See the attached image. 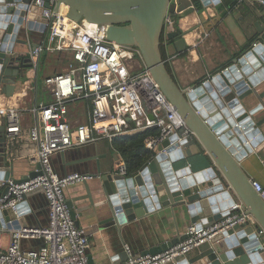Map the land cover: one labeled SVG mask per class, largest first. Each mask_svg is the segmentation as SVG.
Instances as JSON below:
<instances>
[{
  "label": "water",
  "instance_id": "95a60500",
  "mask_svg": "<svg viewBox=\"0 0 264 264\" xmlns=\"http://www.w3.org/2000/svg\"><path fill=\"white\" fill-rule=\"evenodd\" d=\"M43 1L44 7L34 5V0H0V89L3 93L11 95L10 71L23 58L14 56L12 49L8 50L10 35L39 30L46 35L47 41L50 21L43 16L44 8L58 12L66 7L67 16L77 22L85 19L104 25L107 40L140 49L146 67L162 92L212 160L211 166L194 175L189 168L174 169L172 160L181 150L175 151L178 137L172 136L158 146L156 155L136 175L106 172L101 175L98 188L101 194H97L104 197L100 202L102 206L109 207L111 217L108 221L120 228L128 221L149 215L155 208L181 206L199 228L209 227L230 213L229 207L236 199L258 224L253 226L247 222L227 227L198 246L196 256L178 264H264V245L257 238L258 228H264V199L253 187L242 163L253 152L264 158V135L259 127L251 130L253 113L241 103L264 81V35L255 42L256 46L254 43L243 46L231 66L186 89L177 83L162 47L165 20L171 13L173 0ZM219 1L210 0L215 8ZM178 4L175 7L179 12L190 13L196 7L193 0H178ZM256 25L264 31L260 23ZM263 99L264 92L260 94L262 104ZM39 168L40 165L25 179L39 175ZM98 172H103L100 165ZM10 178V174L0 168V200L9 190L4 181ZM36 191L42 188L26 193L25 197ZM25 206L24 199L18 208L22 210ZM68 206L75 220L77 211L70 202ZM14 216L11 209L0 208V227H6V221ZM179 241L172 240L145 254L159 253Z\"/></svg>",
  "mask_w": 264,
  "mask_h": 264
},
{
  "label": "crops",
  "instance_id": "0c3cea01",
  "mask_svg": "<svg viewBox=\"0 0 264 264\" xmlns=\"http://www.w3.org/2000/svg\"><path fill=\"white\" fill-rule=\"evenodd\" d=\"M193 1L196 5L193 12H179L176 9L171 13L176 22L173 28H166L162 46L173 76L180 87L186 89L231 66L243 51V46L253 45L264 35V31H260L256 25L260 23L264 29V5L258 1L233 5L234 0H220L216 8L210 0ZM48 42L44 33L34 30L12 33L7 44L14 56H22L25 60L23 65L21 61L17 62L10 71L13 80L9 89L11 95L0 89V108H20L23 131L17 139H10L6 118L0 114V168L10 174V179L18 181L38 170L37 146L31 142L29 130L39 122V115L34 110L52 102L45 78L66 69V60L61 58L65 52L44 50L38 58L37 67L33 65L31 50L44 47ZM255 89L254 94L241 103L248 112L253 113L250 116L254 123L251 130L259 127L264 135V104L260 100V94L264 92V81ZM91 106L90 100H80L70 105L69 120L73 127L89 123ZM175 155L172 160L174 169L189 168L193 175L212 165L209 154L195 136L185 141L180 153ZM51 163L55 172L61 176L70 173L96 176L65 190L67 202L77 211L74 220L76 226L83 228L90 238L88 255L92 264L124 261L127 258L126 246L132 254L140 255L152 248L167 245L172 240L181 241L186 236L188 226L193 223L189 213L181 206L155 208L149 215L128 221L120 228L108 221L111 213L108 206L100 203L104 197L98 191L102 182L101 175L109 171L119 173L120 166L124 164L122 154L113 141L104 139L72 147L54 154ZM242 163L251 179L264 187V158L253 152ZM99 165L103 169L102 174L98 172ZM24 199L27 206L14 213L15 218L9 217L6 227H0L5 244L9 243L12 230L24 227L25 224L48 226L50 223L48 201L43 191L33 192ZM41 245L39 239L22 240V249L25 251ZM198 253L196 249L186 259Z\"/></svg>",
  "mask_w": 264,
  "mask_h": 264
},
{
  "label": "built area",
  "instance_id": "2783aa9c",
  "mask_svg": "<svg viewBox=\"0 0 264 264\" xmlns=\"http://www.w3.org/2000/svg\"><path fill=\"white\" fill-rule=\"evenodd\" d=\"M245 1L251 0H235L236 5ZM252 1L264 5V0ZM173 2L177 7L178 0ZM34 5L44 7V1L34 0ZM43 16L50 21L49 42L31 50L33 65L37 67L44 50L65 52L71 59L64 71L45 78L52 102L34 110L39 122L30 128L29 138L37 146L40 173L33 178L4 181L9 190L1 198L0 208L17 213L25 194L41 187L48 201L50 223L12 230L8 244L0 231V264H92L88 255L90 238L83 228L76 226L65 195L69 186L91 176L82 173L61 176L55 172L51 157L75 146L104 139L113 141L115 137L149 128H157L159 134L146 138L148 149L156 151L165 140L177 136L175 151H178L193 133L146 67L139 48L107 40L104 25L85 19L77 22L67 16L66 7L58 12L44 8ZM175 22L169 13L165 30L173 28ZM80 100L92 103L89 123L73 127L69 120L70 105ZM0 114L6 118L8 137L13 140L21 136V109L0 108ZM119 174L129 176L125 164L120 166ZM252 184L264 199V187L255 180ZM229 211L212 226L199 228L197 223L190 224L183 240L159 253L134 255L126 246L127 258L119 264H178L225 228L247 222L258 224L240 201H235ZM263 237L264 228L260 226L257 238L262 241ZM23 239H39L42 245L25 251Z\"/></svg>",
  "mask_w": 264,
  "mask_h": 264
},
{
  "label": "trees",
  "instance_id": "16d2710c",
  "mask_svg": "<svg viewBox=\"0 0 264 264\" xmlns=\"http://www.w3.org/2000/svg\"><path fill=\"white\" fill-rule=\"evenodd\" d=\"M233 5H236L235 0ZM157 134H159L157 128H149L113 139L114 146L122 154L129 176L136 175L143 170L148 162L156 155L155 151L146 147V138Z\"/></svg>",
  "mask_w": 264,
  "mask_h": 264
},
{
  "label": "rangeland",
  "instance_id": "374dc122",
  "mask_svg": "<svg viewBox=\"0 0 264 264\" xmlns=\"http://www.w3.org/2000/svg\"><path fill=\"white\" fill-rule=\"evenodd\" d=\"M176 5H175V3L173 2V4L170 6V12L172 13V12H174V10H176V7H175ZM47 53V52H46ZM61 58H62V60L64 61V60H66V65H65V68H67V66H68V63H69V60L71 59L70 58V56L67 54V53H65L63 56H61ZM25 60V58H22L20 61V63L23 65V61ZM63 71V70H62ZM60 72V71H59Z\"/></svg>",
  "mask_w": 264,
  "mask_h": 264
}]
</instances>
